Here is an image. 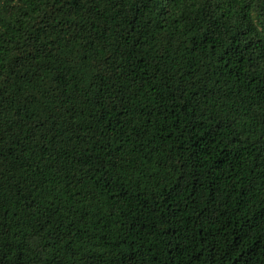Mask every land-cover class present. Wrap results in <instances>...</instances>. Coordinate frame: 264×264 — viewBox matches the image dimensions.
<instances>
[{
  "label": "trees",
  "instance_id": "trees-1",
  "mask_svg": "<svg viewBox=\"0 0 264 264\" xmlns=\"http://www.w3.org/2000/svg\"><path fill=\"white\" fill-rule=\"evenodd\" d=\"M0 264H264V0H0Z\"/></svg>",
  "mask_w": 264,
  "mask_h": 264
}]
</instances>
